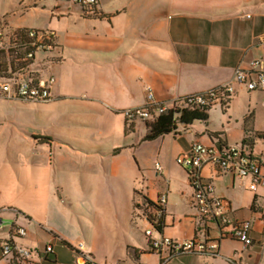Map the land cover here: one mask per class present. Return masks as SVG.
I'll use <instances>...</instances> for the list:
<instances>
[{
    "label": "crops",
    "instance_id": "1",
    "mask_svg": "<svg viewBox=\"0 0 264 264\" xmlns=\"http://www.w3.org/2000/svg\"><path fill=\"white\" fill-rule=\"evenodd\" d=\"M10 6L25 7L19 1ZM42 9L49 23L12 22L14 29L56 33V48L42 57V78L55 81L47 104L0 99V264L14 223L27 230L13 241L36 251L33 264H78L79 243L96 264H157L145 234L155 213L138 205L137 195L146 204L167 196L163 230H157L162 237L179 243L219 239L217 257L184 255L168 264H264L257 216H264V185L251 191V178L211 165L203 170L214 195L226 201L231 223L254 225V243L246 247L229 236L231 227L220 231L214 225V231L202 221L188 174L176 162L194 143L215 144L216 135L231 145L250 137L253 151L264 144L251 106L239 140L211 119L220 109L230 127L233 99L228 109L213 107L207 122L154 141H144L146 123L128 127L123 115L145 106L149 90L165 103L227 84L241 90L236 70L250 69L256 59L264 64V0H100L101 16L87 18L73 5L55 4L51 14ZM254 93L264 99L263 92ZM259 153L264 158L263 147ZM261 171L264 176V160ZM48 244L54 254L46 258Z\"/></svg>",
    "mask_w": 264,
    "mask_h": 264
},
{
    "label": "built area",
    "instance_id": "2",
    "mask_svg": "<svg viewBox=\"0 0 264 264\" xmlns=\"http://www.w3.org/2000/svg\"><path fill=\"white\" fill-rule=\"evenodd\" d=\"M69 5L79 8L84 17L99 14L100 0H62ZM56 33L52 31H39L37 29H13L6 28L0 31V98L9 101L32 102L47 104L53 101L51 86L55 79L45 80L34 68L36 53L52 52L56 48ZM264 46V40L262 41ZM234 81L237 84L246 85L250 91H264V64L260 59L251 63L250 69L236 70ZM231 84H227L202 94L190 95L178 98L173 102L165 103L156 100L153 92L148 91L147 103L143 107L123 111L126 120L135 123L149 121L153 115L164 114L174 106L185 105L204 106L208 104H221L223 98L233 96ZM183 167L193 189L194 206L203 222L214 224L220 231L231 227V238L243 243L246 247L253 245L250 234L252 231L249 221L232 224L226 213V201L214 195L215 187L212 181H206L203 177L205 167L211 165L222 174H232L240 179L251 178L250 190L256 191L259 184L264 185L262 175L263 160L251 153L247 148L238 145L217 146L194 143L188 154L181 155L176 160ZM158 173L163 174L160 164H156ZM149 206L154 211L150 224L158 225L166 213L167 196L163 195L155 203ZM149 220V219H148ZM264 220V216H263ZM4 226L0 218V229ZM11 238L2 242V257L7 264H33L36 251L16 244L13 237L23 238L27 230L15 223L10 226ZM151 229L146 231L150 239V249L159 251L160 264H168L174 258L184 255H210L217 257L220 250L219 239H210L206 236H198L193 240L179 243L167 237H154ZM79 256L78 264H96L93 258L84 250L83 243L76 246ZM46 258L54 254V247L48 244L45 248Z\"/></svg>",
    "mask_w": 264,
    "mask_h": 264
},
{
    "label": "rangeland",
    "instance_id": "3",
    "mask_svg": "<svg viewBox=\"0 0 264 264\" xmlns=\"http://www.w3.org/2000/svg\"><path fill=\"white\" fill-rule=\"evenodd\" d=\"M18 1L20 2L21 5H24L25 7H22L21 9H16L14 11H9L10 3L16 4ZM55 4H60L61 6L69 5V3L62 1V0H0V31L6 28L14 29V27H12V22L14 20H16L15 22L19 23L20 25H24V26H35L42 22L49 23V20H46L44 15L42 16V11H43L42 8L46 7L45 11L51 14L52 10L54 11ZM34 6H37L36 7L37 12L34 10L35 9ZM16 11H19L22 14L16 13ZM35 29L41 32L53 30L50 28H35ZM44 54L45 53H43L42 51H39L36 53V64L34 66L35 70L40 73L41 77L43 74L42 57ZM237 85L242 87V89L237 90V91L233 89L234 91L233 98H232L233 104L231 105V111H230L231 120L229 122L231 123L230 124L231 126L230 127L227 126L228 121L223 119V114L220 109L212 112L211 119L219 128H221V124L222 125L224 124V128L222 132L228 133L230 135L229 137L239 140L244 135V132L242 131L243 118L245 114L247 113V109L249 108V106H251L250 109L254 111L252 112L255 115L254 119H255L256 128H262V130L264 131V99L262 98L263 97L262 94L254 93L256 91H250L246 85H242V84H237ZM257 91H260V90H257ZM249 92H251L250 93L251 100H252L251 103H249L248 101ZM261 92L264 93V91H261ZM0 99H3V98H0ZM227 118L228 117H226V119ZM139 123H140L139 120L135 121L136 125H139ZM262 147L264 149V144H261V145L258 144V146L254 149L253 153L255 156L262 158L259 153ZM262 159L264 160V158ZM137 202H138L137 204L142 207H145V206L147 207L148 205L146 204L145 199L142 197H139V195H137ZM135 210L139 211V207L136 206ZM257 216H258V224L262 225V227L264 228L263 217L261 216V214H257ZM249 222L251 223V227L253 229L254 225L252 224L251 221ZM209 225L215 231L216 228L214 224L209 223ZM149 229L153 231L154 237H158V238L162 237L160 233L157 230H155L151 224H149ZM146 231H145V234H146ZM42 253H44V250H42ZM155 254L159 258V262L157 264H160L161 255L159 254V251H156ZM5 264H7V261H5ZM137 264H150V263H137Z\"/></svg>",
    "mask_w": 264,
    "mask_h": 264
},
{
    "label": "trees",
    "instance_id": "4",
    "mask_svg": "<svg viewBox=\"0 0 264 264\" xmlns=\"http://www.w3.org/2000/svg\"><path fill=\"white\" fill-rule=\"evenodd\" d=\"M98 16H101V13L89 17H98ZM232 98L233 96L231 95L229 98L226 97L223 98L222 103L219 105L216 103L215 104L210 103L204 106L185 105L184 103H181L182 101H180L179 102L180 104L174 106L166 113L160 115H153L149 121L143 122L146 123L148 130L147 135L144 137V141H154L165 135L177 133L178 131H184L185 129H187L197 121L207 122L209 119L208 113L213 107L220 106L223 109H228L232 101ZM245 123H246V127H249V125H251L252 123L251 117L247 118L245 120ZM126 124L128 127H131L133 123L129 120H126ZM34 138L39 141H42L44 139L51 140L50 138L47 137H34ZM215 138H216L215 145L219 147L221 146L226 147L228 145H231L227 143L226 140L220 137L219 135H216ZM258 138L264 139V135L260 134L258 135ZM235 145L245 147L251 153H253L254 140L250 137H245L240 144H235ZM147 204L149 206H156L155 203L149 200H147ZM149 221H151V217H149ZM156 229L160 232L163 230V219L159 221L158 225L156 226Z\"/></svg>",
    "mask_w": 264,
    "mask_h": 264
}]
</instances>
